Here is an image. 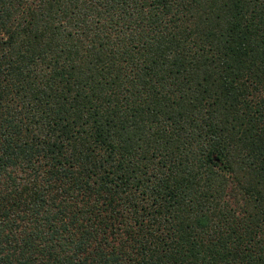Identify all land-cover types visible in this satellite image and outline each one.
I'll return each instance as SVG.
<instances>
[{"label":"trees","instance_id":"trees-1","mask_svg":"<svg viewBox=\"0 0 264 264\" xmlns=\"http://www.w3.org/2000/svg\"><path fill=\"white\" fill-rule=\"evenodd\" d=\"M0 264H264V0H0Z\"/></svg>","mask_w":264,"mask_h":264}]
</instances>
